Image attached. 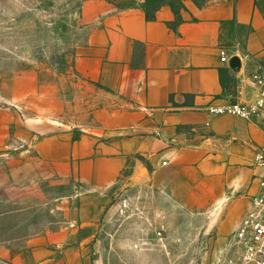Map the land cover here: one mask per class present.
Wrapping results in <instances>:
<instances>
[{"label":"crops","instance_id":"1","mask_svg":"<svg viewBox=\"0 0 264 264\" xmlns=\"http://www.w3.org/2000/svg\"><path fill=\"white\" fill-rule=\"evenodd\" d=\"M79 20L71 66L17 76L0 107V156L20 157L0 160V201L62 216L14 264H99L96 193L113 186L235 227L259 193L263 115L208 107L258 97L246 60L264 56V0H82Z\"/></svg>","mask_w":264,"mask_h":264},{"label":"rangeland","instance_id":"2","mask_svg":"<svg viewBox=\"0 0 264 264\" xmlns=\"http://www.w3.org/2000/svg\"><path fill=\"white\" fill-rule=\"evenodd\" d=\"M81 1L0 0V107L10 95L17 98V93L8 91L17 76L44 68L65 71L71 66L84 32L79 20ZM195 1L202 4L206 0ZM246 61L255 73L264 72V56ZM62 81L65 87L70 85L64 77ZM223 84L225 94L237 92V80L226 71ZM2 158L12 164L20 157ZM126 188L113 186L96 193L99 202L95 206L102 213L95 237L99 264L240 263L234 231L243 216L231 227L212 214L193 215L180 205L162 203L157 195ZM125 199L129 201L126 206ZM55 206L49 200L0 201V264H14L18 260L13 257H20L27 238L60 225L61 211ZM161 227L164 235L160 237Z\"/></svg>","mask_w":264,"mask_h":264},{"label":"built area","instance_id":"3","mask_svg":"<svg viewBox=\"0 0 264 264\" xmlns=\"http://www.w3.org/2000/svg\"><path fill=\"white\" fill-rule=\"evenodd\" d=\"M252 79L259 86V95L255 100L213 104L208 107V113L212 116L230 114L247 119L263 115L264 121V72L255 73ZM257 164L261 170L259 193L234 231V240L240 249L239 264H264V143L257 153ZM157 235H164L163 227L157 231Z\"/></svg>","mask_w":264,"mask_h":264},{"label":"water","instance_id":"4","mask_svg":"<svg viewBox=\"0 0 264 264\" xmlns=\"http://www.w3.org/2000/svg\"><path fill=\"white\" fill-rule=\"evenodd\" d=\"M241 65V60H240V58H238V57H232V59H231V61H230V66L232 67V68H235V69H237V68H239V66Z\"/></svg>","mask_w":264,"mask_h":264},{"label":"trees","instance_id":"5","mask_svg":"<svg viewBox=\"0 0 264 264\" xmlns=\"http://www.w3.org/2000/svg\"><path fill=\"white\" fill-rule=\"evenodd\" d=\"M148 17H149V18H153L150 14H148Z\"/></svg>","mask_w":264,"mask_h":264}]
</instances>
